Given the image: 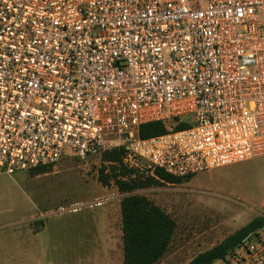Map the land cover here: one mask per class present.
<instances>
[{"label": "built area", "instance_id": "built-area-1", "mask_svg": "<svg viewBox=\"0 0 264 264\" xmlns=\"http://www.w3.org/2000/svg\"><path fill=\"white\" fill-rule=\"evenodd\" d=\"M119 146L151 176L264 156V0H0V175ZM261 230L224 263L264 264Z\"/></svg>", "mask_w": 264, "mask_h": 264}, {"label": "rangeland", "instance_id": "rangeland-1", "mask_svg": "<svg viewBox=\"0 0 264 264\" xmlns=\"http://www.w3.org/2000/svg\"><path fill=\"white\" fill-rule=\"evenodd\" d=\"M100 164L99 156H65L39 174L29 170L1 174L0 264H67L70 249L73 258L79 256L81 260L83 255L84 260L88 259L85 264H108L110 241L106 230L110 225L112 241L119 243V202L124 193L114 184L105 186L98 181ZM250 167L251 174H255L251 184L254 201L227 204L222 210L205 204L203 200L210 197L194 191L199 177L177 184L158 182L134 190L161 207L176 223L163 264H186L197 253L262 214L264 156ZM94 198L104 202L74 211L67 209Z\"/></svg>", "mask_w": 264, "mask_h": 264}, {"label": "trees", "instance_id": "trees-1", "mask_svg": "<svg viewBox=\"0 0 264 264\" xmlns=\"http://www.w3.org/2000/svg\"><path fill=\"white\" fill-rule=\"evenodd\" d=\"M186 126L181 123L177 128ZM166 130L163 122L155 121L140 125L138 134L141 138H148ZM124 151V146L103 151L97 178L102 185L114 184L124 193L119 202L123 264H155L168 251L176 223L161 207L134 190L158 182L181 183L188 180L189 175L177 177L160 168L153 170V176L137 173L123 164ZM50 167L41 166L29 171L39 174ZM263 227L264 211L210 248L194 255L186 264H214L217 260H224L244 238Z\"/></svg>", "mask_w": 264, "mask_h": 264}, {"label": "crops", "instance_id": "crops-1", "mask_svg": "<svg viewBox=\"0 0 264 264\" xmlns=\"http://www.w3.org/2000/svg\"><path fill=\"white\" fill-rule=\"evenodd\" d=\"M263 157V156H260ZM255 157L250 160L236 162L229 165L208 169L201 172H196L189 175V179H195L199 177L197 186L194 191L205 194L210 197L209 200H203L205 204H209L211 208L222 210L227 204H236L237 202H251L254 201V196L251 193V184L254 183L255 174H251L250 164L260 158ZM191 176V177H190ZM188 181V180H187ZM217 203L223 205L217 206ZM237 203V204H238ZM120 205V204H119ZM109 221V217H108ZM119 235V243H114L113 240V229L109 225L106 230V238L109 239L107 256L109 258L108 264H123V245H122V232L121 225L117 233ZM96 252H97V248ZM98 250H102L99 249ZM78 251H76L77 255ZM167 253V252H166ZM157 261L155 264L166 263L165 255ZM102 256L105 254L102 252ZM70 260L67 264H85L88 259L73 258V249L69 250ZM97 257L98 254L96 253ZM103 256V257H104ZM97 259V258H96ZM106 261V257L103 258ZM214 264H225L224 260H217ZM251 264V263H244Z\"/></svg>", "mask_w": 264, "mask_h": 264}]
</instances>
